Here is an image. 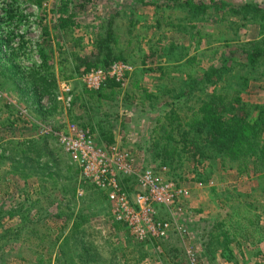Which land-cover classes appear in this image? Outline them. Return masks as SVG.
Listing matches in <instances>:
<instances>
[{
    "label": "rangeland",
    "instance_id": "374dc122",
    "mask_svg": "<svg viewBox=\"0 0 264 264\" xmlns=\"http://www.w3.org/2000/svg\"><path fill=\"white\" fill-rule=\"evenodd\" d=\"M216 1L226 7L221 5L220 12L210 9L205 21L189 23L182 9L172 7L173 0H99L96 7L79 13L78 25L58 31L53 25L58 17L53 14L59 0H0V264H62L65 256L72 257L66 264H264V241L257 236L244 244L241 253L237 246L231 248L233 262L228 251L223 257L224 247L217 240L211 247L215 256L205 247L213 220H230L232 229L230 217L238 202L250 206L249 212L238 215L249 220L252 234L264 233V173L240 175L236 169L206 162L203 173L208 181L203 188L184 183L191 191L187 201L157 209L158 217L169 224V237L143 246L114 215L106 194L84 179L57 138L69 126L87 123L84 107L88 106L94 126L101 119L109 121L115 143L135 155L139 169L147 166L148 142L163 133L159 121L171 111L173 93L167 91L182 96L193 85L188 72L200 74L219 66L222 58L240 49L239 42L264 37L259 23H238L225 15L231 6L248 3L264 9V0ZM110 18L115 19L113 47L124 60L117 61L118 73L108 70L111 75L104 82L112 79L119 88L115 93L105 91L106 98L92 99L105 83L99 89L86 85L84 69L77 70L75 58L97 50L96 35ZM234 22L242 25L240 30ZM151 54L147 66L157 62L165 68L159 71L164 76L153 79L145 72L142 63ZM44 57L46 71L55 79L54 90L50 84L43 87L53 91L50 95L42 93L41 77H28ZM178 57L181 62H173ZM192 57L194 61L185 63ZM263 71L264 66L258 74ZM64 83L71 86L70 107L57 99ZM150 94L154 97L147 98ZM61 96L66 101L63 92ZM202 98V91L195 90L187 102L186 98L173 102L184 117ZM243 99L249 105H264V78L255 75ZM50 128L45 134L44 129ZM172 250L179 259H173Z\"/></svg>",
    "mask_w": 264,
    "mask_h": 264
},
{
    "label": "trees",
    "instance_id": "16d2710c",
    "mask_svg": "<svg viewBox=\"0 0 264 264\" xmlns=\"http://www.w3.org/2000/svg\"><path fill=\"white\" fill-rule=\"evenodd\" d=\"M173 1L172 7L182 9L189 23L205 21L206 14L210 9L220 12L223 7H226V4L220 3L219 5L216 0H211L210 5L205 3L195 4L190 1L179 4L175 0ZM79 2L78 0H59L57 2L59 7L54 10L53 15L56 14L58 18H56L53 25L58 31H67L77 23L79 24V13L85 11L88 7H96L99 0H79ZM154 3L157 6V2ZM225 15L226 17L230 15L238 19L236 20L239 21L238 23H259L260 29L264 31V9L257 4L248 3L236 7L231 6L228 12H225ZM114 20L110 18L100 34L96 35L95 48L97 50L95 52L89 57L75 58L78 64L77 70L84 69V72L88 73L92 68H98L106 72L117 61L124 60L122 53L117 52L113 47L115 42ZM233 24L238 25L239 30L242 27L241 24L235 22ZM43 31L45 34L47 33L46 26L43 27ZM238 46L240 49L235 53L231 52L229 57L222 58L219 66H211L200 74L193 75L188 72L186 75L187 79L193 84L192 86H187V89L190 88L189 92L184 91L181 96L173 91H167L169 94L173 93V96L170 97L172 101L170 104L171 111L159 121L163 122L158 126L163 133L153 135L150 138L151 142H148L146 148L150 156V161L147 162L148 165L157 164L170 167L171 173L168 176L174 178L181 175L184 170H193L204 184L208 180L204 177L203 172L207 169L206 162L210 163V161L218 163L224 170L226 168L236 169L240 175L250 172L264 173V105H249L243 99L244 92L250 86V80L255 75L264 78V71L258 74L261 67L264 66V37L247 43L239 42ZM153 56L154 54L144 57L142 64L145 66V72L152 74L153 79H156L161 74L159 71H163L165 68L160 67L157 62H151L154 65L153 67L147 66L146 61ZM181 59V57L176 60L174 58L173 62L179 63ZM194 59V57L189 58L186 60L188 62L185 61V63H191ZM46 65V58L44 57L42 65L34 64L32 69L28 71L29 78L34 76L41 77L43 84L41 90L46 84H50L52 88L55 83L54 77L46 71ZM187 65L185 64L184 66ZM161 75L164 76L165 74ZM45 76L46 78L43 79ZM47 76L49 77L47 78ZM49 80L50 82H47ZM118 88L119 84L109 79L101 90L93 92L92 99L98 96L106 98L105 91L115 93ZM195 90L202 91L203 98L197 108L194 105V107L188 109L191 113H186L182 117L177 113L175 102L185 98L187 102L188 97ZM52 92L47 91L46 87L42 91L44 95H50ZM146 97L152 98L154 95L150 94ZM84 111L87 113L85 116L87 123L81 124V128L89 130L100 146L114 144V134L110 122L106 119V122L101 119L95 127L92 110L85 106ZM96 128L100 131L96 132ZM96 134H98V137H96ZM176 171L181 172L178 175ZM131 182V178H123L121 180V184L129 194L133 193L134 188L132 186L134 184ZM90 185L94 186L92 183ZM249 208V204L244 203L242 205V203L238 202L236 212L230 217L231 224L234 223L232 229L228 225L230 220L226 222L225 220L215 219L211 222L210 230L205 234V236H208V242H206L205 247L209 249L212 257L216 254V250H211L215 240H217L220 247L225 248V250L223 248L222 252L223 257L224 252L228 251L230 255L228 256L229 261L234 260V252L231 249L233 246H237L241 253L244 244L249 245L250 241H254V237L257 236L260 241H264V233L252 234L250 223L246 224L249 220L247 218H239L238 213L240 212L241 215L242 210L249 212ZM235 214L238 217H235ZM77 217L80 220L83 218V216ZM235 219H238L239 222H235ZM161 240L163 238H149V240H139V243L143 246L154 245ZM171 252L173 255L176 253L175 250ZM173 255H169V257ZM71 258V256L69 258L65 256L62 264L71 262ZM179 258V255H175L173 259ZM171 263L179 264L178 262Z\"/></svg>",
    "mask_w": 264,
    "mask_h": 264
},
{
    "label": "built area",
    "instance_id": "2783aa9c",
    "mask_svg": "<svg viewBox=\"0 0 264 264\" xmlns=\"http://www.w3.org/2000/svg\"><path fill=\"white\" fill-rule=\"evenodd\" d=\"M114 74L118 73L121 65L117 62L111 66ZM111 75L101 69L85 73V82L91 89H99ZM121 76L118 75V78ZM62 84L63 95L57 96L58 101L70 107L72 104L71 86ZM44 129V133L51 132ZM59 144L75 165L82 170L84 179L106 194L112 204V212L117 219L127 225L131 234L138 240L149 238H168L171 231L169 224L158 217V208L163 206L173 208L182 200L191 197V191L184 183L196 188L205 186L193 170H184L178 177H169L170 167L157 164L147 165L139 169L137 159L130 150L122 148L117 143L100 146L89 130L75 124L68 131L59 134ZM123 178H131L133 193L125 191L121 184ZM179 179H183L182 183ZM136 186V188H135ZM182 211V210H181Z\"/></svg>",
    "mask_w": 264,
    "mask_h": 264
}]
</instances>
